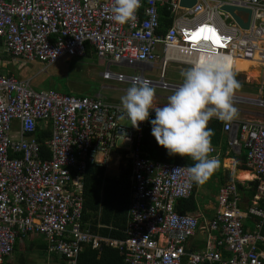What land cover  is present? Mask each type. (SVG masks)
Segmentation results:
<instances>
[{
    "label": "built area",
    "instance_id": "obj_1",
    "mask_svg": "<svg viewBox=\"0 0 264 264\" xmlns=\"http://www.w3.org/2000/svg\"><path fill=\"white\" fill-rule=\"evenodd\" d=\"M179 2L141 0L136 19L121 25L111 18L114 0H0V57L38 61L47 69L65 57L85 56L90 47L104 66L103 80L147 81L175 90L163 79L152 83L144 72L160 60L162 78L168 63L190 67L214 51L231 57L235 74L237 61L260 68L264 82V0H196L191 8ZM224 6L250 10L249 28L241 29ZM160 9L167 14L166 27ZM112 65L140 74L112 73ZM241 101L264 107L261 98ZM41 123L43 130L46 124L51 128L44 142L49 158L42 157L35 137ZM148 126L145 121L133 127L122 106L99 96L35 92L30 81L0 72V264L17 240L32 236L44 240L58 264H78L84 246L102 245L119 250L124 264H264V236L243 229L247 216L264 220V123H224L228 151L245 149L258 185L245 210L236 182L220 187L215 214L202 224L196 213L175 211L176 202L190 198L198 184L190 182L188 166L144 154L141 139ZM211 155L217 159L219 151L213 148ZM111 161L117 171L131 167L124 240L100 237L82 223L86 166L103 168L107 176ZM199 229L207 233L205 247L187 254V242Z\"/></svg>",
    "mask_w": 264,
    "mask_h": 264
},
{
    "label": "clouds",
    "instance_id": "obj_2",
    "mask_svg": "<svg viewBox=\"0 0 264 264\" xmlns=\"http://www.w3.org/2000/svg\"><path fill=\"white\" fill-rule=\"evenodd\" d=\"M140 7L141 0H114L111 18L128 24L136 19ZM181 76L183 83L163 107L153 108L155 88L147 81L134 82L121 105L133 127L149 122L151 135L169 155L190 158L194 164L187 169L189 180L202 184L219 167L211 155L215 133L208 123L213 118L225 123L237 118L233 99L242 85L231 69V57L214 51L204 52Z\"/></svg>",
    "mask_w": 264,
    "mask_h": 264
},
{
    "label": "rangeland",
    "instance_id": "obj_3",
    "mask_svg": "<svg viewBox=\"0 0 264 264\" xmlns=\"http://www.w3.org/2000/svg\"><path fill=\"white\" fill-rule=\"evenodd\" d=\"M157 54L161 58L160 52H157ZM1 61L3 63L5 62V65L0 68L3 74H12L19 80L30 81V87L35 92L53 90L58 93L71 94L74 96H99L108 104L122 106L121 98L126 95L127 89L132 86L127 82L118 83L113 80H103L101 73L104 71V66L99 63L95 53L93 52L88 53L82 58L65 57L47 69H45L46 67L44 64L38 61L26 62L21 59L9 58L5 54H1ZM154 67L155 68L152 71L144 72L145 78L149 79L154 84L163 79V81L170 86L181 85L183 83L181 72L189 68L187 66L176 65L172 62L168 63L166 69L164 70L163 77L161 78L160 60L155 62ZM110 71L112 73H119L128 77H134L140 74V71L137 69L113 65L110 67ZM246 71L245 69L242 70V72ZM250 74H255L256 77H248ZM250 74H246V78L243 77L241 81H239L242 87L235 93L234 96L249 99L261 98L264 100V85L257 86L256 84L258 72L254 71V73ZM245 79L248 80L249 83H247ZM152 87L155 88L153 105L155 103L162 105L167 104L168 97L174 92V90L162 89L158 86ZM244 104H247L254 111L259 113L258 117H254L249 120H260L264 122V107L261 108L256 105L255 107L254 104H250L248 102H244ZM244 104L242 105V103H237L234 105L235 107H244ZM247 105L245 106L246 108H248ZM126 124L129 125L130 123ZM243 151H245L244 148ZM116 159L117 156H114L112 161L114 162ZM112 161L106 174L110 178H116L118 177L119 172L115 166H112ZM215 171L204 183L199 184L196 201L200 209L203 208V204H212L216 201L218 181L216 179L217 174ZM34 240V237H27L18 241L17 248L10 256V264H43L41 261L48 258L46 253L43 250H39L42 252L34 254L32 253L31 248H29L30 243L34 242ZM37 241L38 243H45L40 237H37Z\"/></svg>",
    "mask_w": 264,
    "mask_h": 264
},
{
    "label": "trees",
    "instance_id": "obj_4",
    "mask_svg": "<svg viewBox=\"0 0 264 264\" xmlns=\"http://www.w3.org/2000/svg\"><path fill=\"white\" fill-rule=\"evenodd\" d=\"M161 27H166L169 23L167 14L164 9L159 10ZM87 47V53L89 52ZM225 122L218 119L210 120L208 127L213 129L215 135L212 137V147L221 150V158L224 157L227 146L226 135L223 131ZM35 137L41 145L42 157L49 158L48 149L44 146V142L50 139V125L47 124L46 130H39L37 128ZM142 150L146 156L152 161H158L169 164H179L185 166H193L194 162L190 158H182L180 156L169 155L167 150L158 145L155 138L151 135V125L143 130L141 139ZM241 150L238 160L244 163L245 155ZM244 165V164H243ZM241 165L242 169H245ZM247 174L250 179L253 177L250 173ZM130 176L131 167L127 164L122 165L119 169V175L116 178H110L105 175L103 168H98L94 165L88 164L83 176V212L82 223L86 225L93 234L100 237L124 240L126 224L128 221V212L130 206ZM258 182L251 181L245 184L236 183L237 191L247 200H251L257 188ZM175 211L180 214H192L198 211V204L194 192L190 198L186 200H179L176 202ZM254 223L262 222V235H264V220L256 217H251ZM243 229H245L243 227ZM245 231V230H244ZM246 232V231H245ZM17 240L14 250L18 245ZM36 247L39 250L46 251L45 243H38L37 240L30 243L29 248ZM78 264H124L123 256L119 250L102 245L100 249L95 250L90 246H84L77 257Z\"/></svg>",
    "mask_w": 264,
    "mask_h": 264
},
{
    "label": "crops",
    "instance_id": "obj_5",
    "mask_svg": "<svg viewBox=\"0 0 264 264\" xmlns=\"http://www.w3.org/2000/svg\"><path fill=\"white\" fill-rule=\"evenodd\" d=\"M88 48L90 49V47H88ZM91 52L95 53L94 51H91ZM87 54L88 53H86L85 56ZM85 56H83V57H85ZM78 58H82V57H78ZM0 64H1L0 65V68L5 65V62L3 63L1 61V57H0ZM235 66H236V64H235ZM251 69L252 68H250V70ZM1 71L2 70L0 69V72ZM238 72L239 73H236L235 74L238 81H241V79L243 77L246 78V74L254 73L253 70L252 71H248L247 70L246 72H242V71H238ZM4 75H11V76H13L12 74H8V73L7 74H4ZM248 77H252V78L254 77L255 78L256 75L255 74H250V75H248ZM246 82L249 83L248 80H246ZM171 89L174 90L173 88H171ZM234 98H239V100H233V103L234 104L242 103V105L244 104V102H241V100L249 99V98H241V97H238V96H234ZM251 100H254V99H251ZM158 104L155 103L153 105V108L163 107L164 105H166V104H163V105L162 104H159L158 105ZM244 105L246 106L247 104H244ZM245 106L244 107H236L238 109V116L233 121H235V122H242V121H247L249 119H252L254 117H258V115H259L258 112L254 111L248 105H247L248 108H246ZM153 116H154V113H153ZM213 119H216V118H213ZM213 119H211V120H213ZM253 121L263 122V121H260V120H253ZM43 126H44V124L41 123V124H38L37 125V128H39V130H42L43 129ZM45 127L47 128V124H46ZM46 128H45V130H46ZM224 134L226 135L227 146H228V140L230 139V136H229V133L224 132ZM213 148L215 150L219 151V157L217 158V160L219 161V167L215 171V173L217 174V178L216 179L218 181L217 193H218V190H219L220 187H222L223 185L229 183L230 181H234L236 183L238 182L240 184H245L246 182H251V181H255L256 180V178H255L256 175H255L254 171L246 165L245 159H244V163H241V161L238 160V156L240 155L241 150H243V149H240V150L237 149L236 151H233V150L228 151L229 150V148H228L226 150V152H228V154H225L224 157L221 158V150L219 148H215V147H213ZM242 154L245 155V151H243ZM241 165H243L245 169H242L241 168ZM183 166H185V165H183ZM188 167H190V166H188ZM118 172H119V170H118ZM242 172L250 173V175L253 178L250 179V176L247 175V174H241L240 175L239 173H242ZM198 187H199V184L197 185V187H196V189L194 191L195 196H197ZM241 198H242V204L244 203L245 204V208H246V205L249 202V200L245 199V197H243L242 195H241ZM203 205L204 206H203L202 209H200L199 206H198V211L195 212L196 213L195 215H197L198 217H200V223L201 224L203 223V219L209 220V219H211L213 217V215L215 214V211H216L217 203L215 201V203H212V204H209L208 203V204H203ZM251 217H253V216H250V217L247 216V217L244 218V220H243V227L245 228L244 230L246 232H248V233H257L258 232V233H260L262 235L261 231H262V224L263 223L262 222H260L258 224L257 223H254V221H253V219ZM258 229H260V230H258ZM32 237H34V239L37 240V237H39V236H32ZM189 243H190V240L187 242V246L189 245ZM204 246H205V243H204ZM34 248H36V247L31 248L32 253L36 254V253L42 252V251H39L38 248H36V249H34ZM31 251H28V252H31ZM193 251H197V249H195ZM45 253H46V251H45ZM46 255H47V253H46ZM223 256L224 257H227L226 253H223ZM41 262L43 264H58L59 263V261L56 258V256H53V255L48 256L47 259H43V261H41ZM10 263H11V258L10 257L3 262V264H10Z\"/></svg>",
    "mask_w": 264,
    "mask_h": 264
},
{
    "label": "water",
    "instance_id": "obj_6",
    "mask_svg": "<svg viewBox=\"0 0 264 264\" xmlns=\"http://www.w3.org/2000/svg\"><path fill=\"white\" fill-rule=\"evenodd\" d=\"M196 0H180L179 5L182 8H191L195 5ZM223 11H226L231 14V16L235 19L237 24L241 29L247 30L249 28L251 11L242 8H235L230 6H224L222 8ZM253 71H257L258 75L256 78V84L261 85L263 82V72L260 68L251 69ZM233 100H239V98H234ZM241 209H245V204L241 205ZM207 242V233L204 229H199L195 236L190 239L189 245L185 248L186 253L190 254L193 250L197 249V251L204 249V243Z\"/></svg>",
    "mask_w": 264,
    "mask_h": 264
},
{
    "label": "bare ground",
    "instance_id": "obj_7",
    "mask_svg": "<svg viewBox=\"0 0 264 264\" xmlns=\"http://www.w3.org/2000/svg\"><path fill=\"white\" fill-rule=\"evenodd\" d=\"M248 66H249V68H248ZM250 66H251V64L249 62L237 61V63H236V68L238 71H242L244 69H245V71L246 70L252 71V70H250Z\"/></svg>",
    "mask_w": 264,
    "mask_h": 264
}]
</instances>
